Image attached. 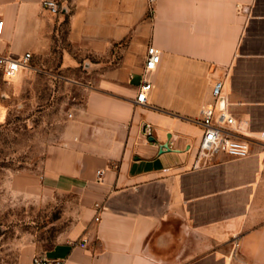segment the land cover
<instances>
[{"label": "crops", "instance_id": "obj_1", "mask_svg": "<svg viewBox=\"0 0 264 264\" xmlns=\"http://www.w3.org/2000/svg\"><path fill=\"white\" fill-rule=\"evenodd\" d=\"M44 1L0 0V51L21 57L41 50L54 14ZM59 1L74 7V41L89 34L95 44L94 54L74 59L115 71L83 87L82 117L50 145L42 167L43 193L59 204L78 195L71 226L49 247L28 244L19 264L35 255L65 264H264V146L246 158L197 164V120L205 104L216 103L217 81L233 113L264 130V0ZM146 23L149 45L162 54L148 71ZM123 40L117 59L114 44ZM140 53L143 62L134 64ZM144 79L152 88L139 103ZM247 209L252 214L242 218Z\"/></svg>", "mask_w": 264, "mask_h": 264}, {"label": "rangeland", "instance_id": "obj_2", "mask_svg": "<svg viewBox=\"0 0 264 264\" xmlns=\"http://www.w3.org/2000/svg\"><path fill=\"white\" fill-rule=\"evenodd\" d=\"M73 11L72 6L71 10L50 14L51 34L45 35L41 50L31 52L37 70H26L12 80L0 71V264H19L22 250L33 242L42 247L53 245L58 233L73 221L78 195L66 196L59 204L57 195L43 193L42 167L50 145L62 142L72 131V123L82 117L83 87L98 86L104 79L99 75L109 68L115 71V66L84 65L74 59L83 52L94 54L90 47L95 44L90 43L89 34L83 41H74L79 35L73 31ZM146 17L148 22L151 11ZM145 31L148 50V25ZM126 44V40L115 43L113 56L121 58ZM131 59L138 64L144 56L135 54ZM32 73L37 74L30 76ZM262 148L255 143L252 153ZM252 212L243 210L242 218ZM258 212L263 214L259 221L262 227L264 210Z\"/></svg>", "mask_w": 264, "mask_h": 264}, {"label": "built area", "instance_id": "obj_3", "mask_svg": "<svg viewBox=\"0 0 264 264\" xmlns=\"http://www.w3.org/2000/svg\"><path fill=\"white\" fill-rule=\"evenodd\" d=\"M44 7L54 14L62 10L59 0H45ZM5 19L0 18V46L4 41ZM33 54L25 53L21 57L6 55L0 51V71L7 80L17 78L26 70H37L32 65ZM162 61V54L155 46H149L146 60V70L157 69ZM152 82L146 79L140 85L137 101L146 103ZM224 82L217 81L213 87V96L216 103H208L202 107L201 117L197 122L201 125L203 133L197 155V164L201 160L216 156H226L234 159L249 157L253 151V144L264 146V139L255 138L248 133L251 126L248 121L240 120L229 108L217 107L223 95ZM154 127L151 124L145 126V134L153 136ZM259 140V141H257ZM103 171H100L102 173ZM32 264H65L64 259L48 258L43 255H35Z\"/></svg>", "mask_w": 264, "mask_h": 264}, {"label": "bare ground", "instance_id": "obj_4", "mask_svg": "<svg viewBox=\"0 0 264 264\" xmlns=\"http://www.w3.org/2000/svg\"><path fill=\"white\" fill-rule=\"evenodd\" d=\"M222 97H223V99H221L220 102H219L220 107L221 106H223L225 108L229 107V105H231V102L228 100V98L224 94L222 95ZM249 125H250V123H249ZM248 133L250 135H253V137H255V138L264 139V130L254 131L252 128H250V130H248ZM257 141H259V140H257Z\"/></svg>", "mask_w": 264, "mask_h": 264}, {"label": "water", "instance_id": "obj_5", "mask_svg": "<svg viewBox=\"0 0 264 264\" xmlns=\"http://www.w3.org/2000/svg\"><path fill=\"white\" fill-rule=\"evenodd\" d=\"M62 10H65L64 8H62ZM221 99H223V97L221 96V98H220V100ZM221 108L223 109V108H225V107H223V106H221ZM169 148V144L168 143H166V144H164V145H162V151H164L165 149H168Z\"/></svg>", "mask_w": 264, "mask_h": 264}]
</instances>
